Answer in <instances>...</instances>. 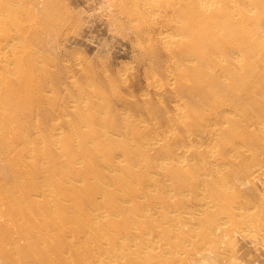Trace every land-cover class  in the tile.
Returning <instances> with one entry per match:
<instances>
[{
	"label": "rangeland",
	"instance_id": "374dc122",
	"mask_svg": "<svg viewBox=\"0 0 264 264\" xmlns=\"http://www.w3.org/2000/svg\"><path fill=\"white\" fill-rule=\"evenodd\" d=\"M2 9L0 165L27 237L7 236L0 264H264V11L249 36L165 51L178 31L112 0Z\"/></svg>",
	"mask_w": 264,
	"mask_h": 264
},
{
	"label": "bare ground",
	"instance_id": "6f19581e",
	"mask_svg": "<svg viewBox=\"0 0 264 264\" xmlns=\"http://www.w3.org/2000/svg\"><path fill=\"white\" fill-rule=\"evenodd\" d=\"M112 2L117 7H133L135 11L126 10L124 13L133 17L142 14L141 21L151 29L159 30L161 33L169 30L178 31L177 34L165 33L161 36V44L165 51L185 44L190 46L192 41H197L204 34H226L244 28L246 35L249 36L253 18L256 13L264 11V0H112ZM0 19L11 21L12 18L7 10L2 9ZM19 34L20 30L14 29V36L17 37ZM198 41L203 42L202 39ZM235 48L240 57L246 58L243 47L232 45L231 49L235 50ZM16 52L17 50L11 47L5 51L11 56H15ZM2 67L11 72L14 69V63L12 60L5 61ZM6 79L12 81L14 75L8 74ZM11 92H14L13 88H10L7 93L8 99L11 98ZM1 182H3L2 191H5L6 197L0 196V202L3 203V210L0 211V245L5 244L7 236L12 243L19 244L21 240H25L24 237H27L24 232L27 229V222L26 215L21 211L23 208V200L19 197L21 181L18 175L12 172V165L9 162L0 165ZM10 203H15L16 207H12ZM204 205L210 210L217 211V205L211 199L204 201ZM8 213H11L9 218ZM257 218L262 221L259 225L261 228L264 225V218L263 216ZM220 226L222 227L223 224Z\"/></svg>",
	"mask_w": 264,
	"mask_h": 264
}]
</instances>
